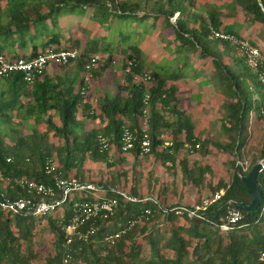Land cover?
Returning a JSON list of instances; mask_svg holds the SVG:
<instances>
[{"label": "trees", "instance_id": "1", "mask_svg": "<svg viewBox=\"0 0 264 264\" xmlns=\"http://www.w3.org/2000/svg\"><path fill=\"white\" fill-rule=\"evenodd\" d=\"M191 3L192 0H0V54L26 58L45 51L66 50V44L81 48L67 78L45 75L31 86L18 75L0 79L5 82L0 90V165L4 174V179L0 178V195L11 200L30 197L5 178L51 183L52 176L45 173L44 167L48 159L56 156V173L61 178L75 177L83 181L90 177V182L104 186L109 183L111 189L128 192L139 199L151 196L158 201L157 204L133 203L119 198L113 215H103L89 223L97 229L93 235H88L87 240L74 238L70 244H66L63 226L71 216L70 204L64 207L62 219L59 211L32 217L7 214L0 209V264H259L258 255L264 250V167L257 175L263 197L258 210L239 211V221L228 232L221 231L218 225L229 224L230 213L237 211L230 202L248 204L252 200L241 176L258 161L264 165V139L260 151L250 153L245 170L240 163L246 161L243 155L251 114L256 122L264 118V92L242 57L229 58V51L234 50L232 45L210 38L211 32L221 27L223 32L232 35L236 34L235 29L223 25L218 9L212 7L203 16L190 10ZM226 6L234 14L245 17L246 22L238 24L264 25V0H230ZM87 11H90L89 26L82 31L83 37L73 39L60 28L61 18L80 17ZM97 31L100 35L94 34ZM164 31H167L165 36ZM153 42L160 44L159 49L152 46ZM148 45L155 56L150 57L144 51ZM15 48L30 51L28 55L11 52ZM94 55L107 56L100 71L118 56L122 57V77L116 92L97 98L96 110L81 93L86 86L80 76ZM127 68L129 72H125ZM142 75L150 78L151 85L134 80V76ZM187 75L191 80L205 76L203 81L219 90L221 128L228 135L227 142L198 136L192 116L178 97L179 88L187 85ZM253 92L258 95L256 99H252ZM54 116L59 124L53 120ZM79 117L86 122L98 120L101 129L91 128L80 135L84 123ZM16 119L18 123H14ZM30 120H33L30 125L33 133L23 137L15 127L29 126ZM40 123L52 134L38 133L35 127ZM124 128L136 141L147 135L149 152L141 153L137 142L134 149L122 152L119 141ZM161 134L168 136L170 145L164 146ZM99 135L108 139L105 150L100 149ZM59 139L62 145L56 143ZM211 149L214 153L222 152L225 163L226 178L217 182L213 180L212 167L189 163L190 157H206ZM127 154L134 169L149 157L165 171L169 170L168 163L179 167L182 179L195 189L194 203H170L169 180H161L153 170L147 184L134 177L132 183L118 186L111 177L107 183L101 178L95 180L87 168V163L101 162L111 169L127 162ZM110 155L114 158L112 162ZM221 190L220 199L199 212L201 218H189L181 210L182 207L193 210ZM113 195L110 190L104 194L106 198ZM146 210H150L149 215L145 214ZM157 214L164 216L162 223L155 224ZM41 219H46L53 236L52 250L43 262L38 261L39 252L25 246L31 242L35 220ZM130 220L135 221L134 227L113 246L109 245L106 237Z\"/></svg>", "mask_w": 264, "mask_h": 264}, {"label": "rangeland", "instance_id": "2", "mask_svg": "<svg viewBox=\"0 0 264 264\" xmlns=\"http://www.w3.org/2000/svg\"><path fill=\"white\" fill-rule=\"evenodd\" d=\"M119 1V0H117ZM134 1V0H133ZM230 2V0H192L193 8H190V10L201 13L203 16H205L204 12L207 10H210L212 7L219 10L220 19L223 23V25H228L232 29H235V36L238 39L248 41L250 44L253 42L254 46H257L261 52H264V25H257V26H247L246 23L244 25L238 24L242 21L246 22V19L243 15H237L234 14L226 5ZM149 8V6H148ZM90 14V11H87L86 14L83 16H75V15H69L66 17H63L59 21V26L63 30V32L67 34H71L73 36V39H79L83 37V30L85 27L89 26V19L88 16ZM176 16L171 18V23H174V19ZM241 25V26H239ZM158 28H161V25H158ZM66 30V31H65ZM219 32H223L222 27L220 28ZM164 36L167 34V31L163 32ZM169 33V32H168ZM226 33V32H223ZM94 34H99V32H94ZM100 35V34H99ZM69 36V35H68ZM172 39V38H171ZM170 39V40H171ZM252 41V42H251ZM171 43V41H169ZM219 43L218 45H220ZM67 49H76L78 53L80 54L81 48L77 45L72 44H66L64 45ZM152 46H155L156 49H159L160 44L158 42H153ZM173 48V46L171 47ZM232 48L236 51H238V54L232 50L229 51V58H237L240 59L242 57L240 51L232 46ZM222 48L219 47L218 51L220 52ZM29 48H26L25 50L21 49H13L11 52H22L25 55L29 54ZM146 54L148 53L150 57L155 56V51L150 48L148 45L145 48ZM162 53H164L162 51ZM264 54V53H263ZM165 55V54H164ZM106 55L101 56V65L93 68L90 73V82L89 85H87V89L85 90V100H93L97 98L99 95L103 93V91H107L109 93L115 92V86L116 82L119 81V78L122 76V57L118 56V59L116 61H113L106 69H102L100 71V67L104 65L105 61L107 60ZM243 58V57H242ZM165 59V58H164ZM228 61V60H226ZM244 61V60H243ZM195 63V62H194ZM71 66H67L65 68L62 67H54L53 73L54 75H60L61 77L67 78L71 74L70 68H73ZM96 72L97 76H94L92 72ZM81 76L84 75V73L80 74ZM188 75H191V73H188ZM186 76L189 78V76ZM190 82V85L185 88H181L180 90V97L187 106V104H190L191 111L196 115V124L198 126V130L201 131V136L206 137L212 140L216 141H228V135L225 134L222 131L221 128V111L222 107L220 106L221 100L215 99L211 97L212 91L207 87L204 82H198L195 86V82H193L191 79H187ZM186 80V81H187ZM3 81V80H2ZM187 81V83H189ZM207 87V88H206ZM1 90V89H0ZM255 94V93H254ZM252 95V99H256V94ZM192 95V96H191ZM254 96V97H253ZM258 96V95H257ZM192 100V101H191ZM191 101V103H190ZM98 104H94L93 109H97ZM252 121H251V127L248 131V143L245 147V154L243 155L244 159H246V162L249 161V156L251 152H259L260 151V145L262 140L264 139V118L256 122L254 114H251ZM264 116V115H263ZM82 119L81 117H79ZM54 121H56L57 124H59V121L57 119V116H54ZM83 121V131H80L79 134H83L86 130H89L91 128L101 129V124L98 120L95 121H88L86 122L84 119ZM19 119H16L14 123H18ZM33 120H30L28 122L29 126L26 125H16V129L20 131V134L24 136H30L33 133V129L30 125H33ZM38 133H48V135H51L52 132L49 131L47 126L37 125L35 127ZM4 130V129H1ZM5 133V131H4ZM43 134V133H42ZM6 143H10V140L8 138H5ZM56 143L58 145H62L63 141L59 139ZM211 153L206 157H200L199 155H194L189 158V163L193 164L197 162L198 165H208L212 167V177L214 182H217L221 178H226V174L224 171L225 169V163L223 162V153L220 151H217L214 153V150L211 149ZM190 153V152H189ZM110 155L109 159L110 162L114 160L113 157ZM51 159L57 161V157L53 156ZM154 159L152 157H149L146 161H143L142 163L137 164L136 169L133 168V161L128 159L127 162L119 163L115 167L111 169H107L103 163H97V164H88L87 168H90L91 174L94 175V179L101 178L104 183H107L109 180V177L112 178L113 184H117L118 186L121 184H125L128 182V184L132 183V178L137 177L138 179H142L143 184H147L151 178L150 171H154L155 176L159 177L163 181H167L171 184L170 190L168 191L169 194V202L176 204V203H182V204H193L194 200L196 198L195 196V189L187 184L181 177L180 169L179 167H172L168 163L169 170L165 171L164 168H161L159 166V163L153 162ZM124 174V176H122ZM207 177V176H206ZM86 181H90V177H86ZM132 180V181H131ZM107 183V186L109 187ZM105 185V184H104ZM103 185V186H104ZM1 189V186H0ZM82 197H87L85 194H81ZM148 197V196H145ZM164 216L161 214H157V216L154 218L155 224L162 223ZM52 235L49 227L47 226L46 219H41V221L35 220L34 224V231L32 235L31 242L25 244V246L30 247L32 250H36L38 253V261L43 262V259L45 255H47L52 250ZM146 246V245H145ZM147 254V253H146Z\"/></svg>", "mask_w": 264, "mask_h": 264}, {"label": "built area", "instance_id": "3", "mask_svg": "<svg viewBox=\"0 0 264 264\" xmlns=\"http://www.w3.org/2000/svg\"><path fill=\"white\" fill-rule=\"evenodd\" d=\"M211 39H218L220 41H227L230 45L236 47L244 60L245 66L256 74L258 81L264 92V54L261 50L248 41L238 39L235 35L227 34L219 31H212ZM79 57L78 51L75 49H66L59 51H45L39 53L35 57H17L14 54H0V78H7L10 75H18L22 81L31 86L36 81L41 80L47 73L50 67L65 66L74 62ZM102 60L99 56H94L88 64L85 65L86 75L84 82L87 84L90 81V71L99 66ZM129 72V68L125 70ZM135 81L143 80L147 84H151L150 78L147 75L134 76ZM84 93V90H82ZM148 97V96H147ZM160 138L163 140L164 146L170 145V139L166 134H161ZM98 142L101 150L108 148V139L99 135ZM138 143L141 153H148L150 150V142L147 135H144L140 141H136L135 136L124 128L120 137V149L126 153L134 149L135 143ZM195 149H199V145H195ZM192 148L189 149L191 153ZM9 162V159H6ZM264 167L262 161H258ZM245 170L247 162L240 163ZM45 173L52 176V181L49 184L35 181L26 178H5L6 181L14 183L19 188L26 191L29 198H18L11 200L4 195H0V209L7 214L22 213L26 216L40 217L49 216L56 211L60 212V219L63 218L64 207L71 205V216L69 221L64 226L66 244H70L74 238L78 240H87L88 235H93L96 228L91 222H95L103 215H113L118 207V199H123L128 202L150 201L157 204L156 198L148 196L139 199L122 190H115L97 183L86 180H79L75 177L61 178L57 175V163L53 159H48L44 167ZM0 178L4 179V174L0 165ZM114 193L112 197L106 198L104 194L108 191ZM81 194L87 195L82 197ZM223 195V190L213 194L204 199L199 206H195L193 210L181 208L183 212L187 213L189 218L199 217L200 211H206L209 206L218 201ZM178 212L177 214L181 213ZM166 213L167 210H164ZM146 215L150 214V210L145 211ZM230 223H222L218 228L223 232H228L234 229V224L239 221V211L230 213ZM63 220H60L62 223ZM89 224V225H88ZM135 225V221L130 220L126 226L117 232L106 237V242L113 246L115 242L122 237L127 231L131 230ZM86 226V228H85ZM259 264H264V250L258 255Z\"/></svg>", "mask_w": 264, "mask_h": 264}, {"label": "water", "instance_id": "4", "mask_svg": "<svg viewBox=\"0 0 264 264\" xmlns=\"http://www.w3.org/2000/svg\"><path fill=\"white\" fill-rule=\"evenodd\" d=\"M261 171L262 164L260 162H256L247 174L241 176V181L246 188L247 194L252 198V200L248 204L230 202L235 210L244 211L246 213L256 212L258 210V207L263 201L262 194L257 185V175Z\"/></svg>", "mask_w": 264, "mask_h": 264}, {"label": "crops", "instance_id": "5", "mask_svg": "<svg viewBox=\"0 0 264 264\" xmlns=\"http://www.w3.org/2000/svg\"><path fill=\"white\" fill-rule=\"evenodd\" d=\"M252 42V41H251ZM252 45H253V42L251 43ZM67 49V48H66ZM76 50V49H75ZM77 51V50H76ZM145 51V50H144ZM264 53V52H263ZM94 56H99L100 58H101V56L100 55H94ZM93 56V57H94ZM79 58V57H78ZM77 58V59H78ZM76 59V60H77ZM102 59V58H101ZM75 60V61H76ZM71 65H73L74 66V64L72 63V64H69V66H71ZM101 65V64H100ZM68 66V67H69ZM72 66V67H73ZM102 67V66H101ZM100 67V68H101ZM53 69H54V67H50L49 68V70L47 71V73L45 74V75H48V77H56V76H59V77H61L60 75H54V74H52L53 72ZM70 69H72V68H70ZM94 72V71H93ZM92 72V73H93ZM82 73H84V75L82 76L83 77V83H84V85L85 86H87V85H89V82L86 84L85 82H84V76L86 75V72L84 71V72H82ZM44 75V76H45ZM81 76V75H80ZM122 77V76H121ZM121 77L119 78V81L121 80ZM61 78H64V77H61ZM80 78V77H79ZM43 79V78H42ZM187 79H190V78H187ZM205 79V76H203V77H199L198 79H196V80H192L193 82H195V86H196V84L198 83V82H204L203 80ZM119 81H117L116 82V86L118 85V83H119ZM188 81V80H187ZM189 82V81H188ZM4 83L5 82H3V81H1L0 80V89L1 88H4L5 87V85H4ZM205 83V82H204ZM206 84V83H205ZM148 85H151V84H148ZM190 85V82L189 83H187V85H185V86H181L180 88H179V95H178V97H179V99L181 100V102L183 103V101H182V99H181V97H180V90H181V88H185V87H188ZM115 86V87H116ZM207 87L209 86V88L211 89V91H212V96L211 97H213V98H215V99H220V96H219V94H218V92H219V90L217 89V88H215L211 83L209 84V85H206ZM206 87V88H207ZM87 89V87L85 88V89H82V90H84V94H85V90ZM82 90H81V93H82ZM115 92H116V88H115ZM115 92L113 93V94H115ZM105 93H109V92H107V91H103V93L101 94V95H99L97 98H99V97H102ZM255 92H253L252 93V95L254 94ZM109 94H112V93H109ZM256 94V93H255ZM254 94V95H255ZM192 96V95H191ZM256 96H257V94H256ZM254 97V96H253ZM97 98H95V99H93V100H87V101H89V102H91L92 103V108H94V104H97L96 103V100H97ZM192 101V100H191ZM191 101H190V103H191ZM183 105H184V107L186 108V110H187V112L188 113H190V115L192 116V118H193V120H194V122H196V115L191 111V107H190V104H187V106H185V104L183 103ZM196 124V123H195ZM196 128H197V134H198V136H200L201 138H204V137H202L201 136V131L200 130H198L199 128H198V126L196 125ZM127 156H128V158H129V155L127 154Z\"/></svg>", "mask_w": 264, "mask_h": 264}, {"label": "clouds", "instance_id": "6", "mask_svg": "<svg viewBox=\"0 0 264 264\" xmlns=\"http://www.w3.org/2000/svg\"><path fill=\"white\" fill-rule=\"evenodd\" d=\"M71 64V63H70ZM88 64V63H87ZM86 65V64H85ZM65 66H67V65H65ZM57 67H60V66H57ZM84 71H85V66H84ZM86 72V71H85ZM0 79H2V78H0ZM42 80V79H41Z\"/></svg>", "mask_w": 264, "mask_h": 264}]
</instances>
